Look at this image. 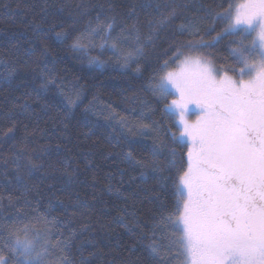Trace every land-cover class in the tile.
I'll list each match as a JSON object with an SVG mask.
<instances>
[{
  "label": "trees",
  "instance_id": "trees-1",
  "mask_svg": "<svg viewBox=\"0 0 264 264\" xmlns=\"http://www.w3.org/2000/svg\"><path fill=\"white\" fill-rule=\"evenodd\" d=\"M157 2H187L189 7L161 28L155 47L138 59L142 76L133 71L137 63L120 66L122 51L135 46L132 40L119 45L122 51H114L111 40L96 36L91 48L74 51L68 47L71 39L64 43L56 39L57 31H70L72 36L82 32L101 5L104 15L119 21L133 4ZM200 3L216 6L221 0H0V223H11L17 209L25 214L22 222L41 216L56 218V235L71 236L73 264H81V253L86 264H156L148 245L174 231L160 226L153 237L154 225L172 209L174 196L170 188H160L150 170L141 176L139 166L124 161L129 152L136 159L151 160V134L133 136L128 127L135 130L141 121H160L165 128L170 123L160 112L161 105L142 86L171 55L165 49L176 26ZM163 11L137 9L133 19L140 21L141 39L148 34L149 19L155 20ZM53 24L57 27L51 28ZM119 31L117 27L112 36ZM229 39L226 36L211 50L218 65L234 64L225 59ZM45 47L48 51L42 55ZM9 69L15 71L8 75ZM50 76L56 77L55 82L41 89ZM77 92L79 99L70 105L69 98ZM122 118L127 127L121 126ZM168 142L177 149L179 159V145ZM21 148L25 149L21 167L28 157L42 166L17 180L16 153ZM166 155L159 159L163 161ZM55 255L59 252L54 251Z\"/></svg>",
  "mask_w": 264,
  "mask_h": 264
},
{
  "label": "snow or ice",
  "instance_id": "snow-or-ice-1",
  "mask_svg": "<svg viewBox=\"0 0 264 264\" xmlns=\"http://www.w3.org/2000/svg\"><path fill=\"white\" fill-rule=\"evenodd\" d=\"M147 7L164 11L155 20L149 19L148 34L141 39L140 21L133 18L138 8ZM188 7L187 2L133 4L126 18L118 21L115 16L104 15L101 5L94 21L89 20L82 32L72 36L70 31L61 30L55 35L61 43L71 39L68 47L74 51L91 48L96 36L111 40L114 51H122L119 45L132 40L135 46L122 51L120 66L137 63L133 71L142 76L138 59L155 47L161 28ZM217 26H221L219 31ZM117 27L120 31L113 37ZM213 32L215 35H210ZM226 36L231 39L225 59L234 64L218 65V57L211 50ZM47 51L45 47L41 54ZM167 52L171 55L152 71L142 90L161 105L160 112L170 123L165 128L160 121H141L135 130L128 127L133 136L151 134V160L136 159L131 152L124 157L129 166L142 169L141 176L150 170L160 188H170L174 196L172 209L161 214L154 225L153 237L160 226L174 231L161 234L159 241L152 240L148 245L151 258L156 264H264V0L198 4L193 14L176 26ZM13 71L9 69L7 74ZM55 79L50 76L40 88ZM79 96L77 92L75 98H69V104ZM192 115L195 120L189 119ZM120 123L127 127L123 118ZM169 140L179 145V159ZM165 154L161 161L159 157ZM22 159L23 148L16 153L17 180L42 166L28 157L21 167ZM23 215L17 209L11 223H0V264H73L71 236L56 235V218L41 216L22 222ZM39 223L44 226L38 228ZM54 251L59 255L54 256ZM81 264H86L82 253Z\"/></svg>",
  "mask_w": 264,
  "mask_h": 264
},
{
  "label": "rangeland",
  "instance_id": "rangeland-1",
  "mask_svg": "<svg viewBox=\"0 0 264 264\" xmlns=\"http://www.w3.org/2000/svg\"><path fill=\"white\" fill-rule=\"evenodd\" d=\"M172 98H173V97H171V99H172ZM189 119H191V120H195V116L192 115V116L189 117Z\"/></svg>",
  "mask_w": 264,
  "mask_h": 264
}]
</instances>
